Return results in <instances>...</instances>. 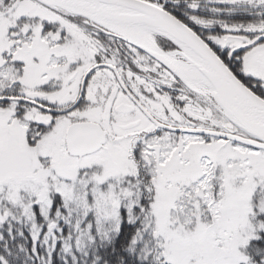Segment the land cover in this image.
Instances as JSON below:
<instances>
[{"label":"snow or ice","instance_id":"1","mask_svg":"<svg viewBox=\"0 0 264 264\" xmlns=\"http://www.w3.org/2000/svg\"><path fill=\"white\" fill-rule=\"evenodd\" d=\"M0 264H264V0H0Z\"/></svg>","mask_w":264,"mask_h":264}]
</instances>
